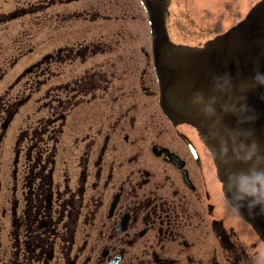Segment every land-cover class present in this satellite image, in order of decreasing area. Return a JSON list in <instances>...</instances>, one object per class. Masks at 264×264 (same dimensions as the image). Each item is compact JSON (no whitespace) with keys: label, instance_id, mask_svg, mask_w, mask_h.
<instances>
[{"label":"flooded vegetation","instance_id":"1","mask_svg":"<svg viewBox=\"0 0 264 264\" xmlns=\"http://www.w3.org/2000/svg\"><path fill=\"white\" fill-rule=\"evenodd\" d=\"M39 1L48 51L0 45V264H264L200 133L161 106L151 28L99 35L111 0ZM1 9L0 28L36 6Z\"/></svg>","mask_w":264,"mask_h":264},{"label":"water","instance_id":"2","mask_svg":"<svg viewBox=\"0 0 264 264\" xmlns=\"http://www.w3.org/2000/svg\"><path fill=\"white\" fill-rule=\"evenodd\" d=\"M141 1L163 110L198 130L227 199L264 242V0L200 48L170 40L171 0Z\"/></svg>","mask_w":264,"mask_h":264},{"label":"rangeland","instance_id":"3","mask_svg":"<svg viewBox=\"0 0 264 264\" xmlns=\"http://www.w3.org/2000/svg\"><path fill=\"white\" fill-rule=\"evenodd\" d=\"M111 1L113 4H107L105 14L118 16L119 19L105 22L103 28L98 31L99 35H116L118 30L124 31L121 26L129 32L127 35L146 37L150 34L147 20L142 21L145 18V11L141 0ZM259 1L261 0H171L168 12L171 38L175 44L200 48L237 25ZM40 2L39 0H0L1 11L5 12L21 6H36L33 14L0 28L1 47L12 48L7 50V54L13 55V49L16 48L11 41L18 42L19 37L27 34L33 36L31 46L36 49V53L43 54L48 51L49 32L47 22L43 20L46 18V10H41ZM102 11L104 13V10ZM132 16H135L136 20H133ZM96 29L87 23L83 25V32L86 35H97L96 32L92 33ZM135 46H138L137 43Z\"/></svg>","mask_w":264,"mask_h":264}]
</instances>
